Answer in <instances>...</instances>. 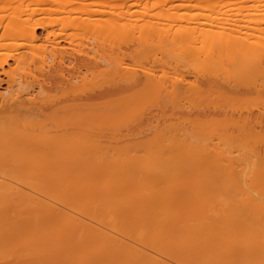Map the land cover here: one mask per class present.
<instances>
[{"label": "bare ground", "instance_id": "bare-ground-1", "mask_svg": "<svg viewBox=\"0 0 264 264\" xmlns=\"http://www.w3.org/2000/svg\"><path fill=\"white\" fill-rule=\"evenodd\" d=\"M116 1L60 0L70 14L56 28L32 12L0 16V45L17 48H0V264H264V36L220 34L218 17L172 29L178 18H164V30ZM73 38L83 47L60 45ZM121 126L159 149L145 168L128 146L94 150L122 141ZM185 164L203 176L174 173ZM213 166L237 172V200L213 184ZM178 178L192 191L159 192ZM163 197L170 206L152 209Z\"/></svg>", "mask_w": 264, "mask_h": 264}, {"label": "rangeland", "instance_id": "rangeland-1", "mask_svg": "<svg viewBox=\"0 0 264 264\" xmlns=\"http://www.w3.org/2000/svg\"><path fill=\"white\" fill-rule=\"evenodd\" d=\"M65 1H67V0H62V2H64V3H66ZM73 1H75V0H73ZM81 1H83V0H81ZM115 1V0H114ZM149 2L148 4L146 3V2ZM154 1H160V0H125V2L123 3L124 5L122 6L123 8V10L125 9V10H129L128 12H126L127 14H126V17L128 16L130 19L133 17L134 19L135 18H137L138 17V19L137 20H139V18H143V19H147V18H149V20L151 21V20H153L154 19V21L153 22H155V21H157L158 22V24L160 23V22H162V24H163V21H165L166 22V24L167 25H169L170 23V21H171V19H177V21H171V24H170V26L173 24V23H175L174 25H172L171 27L170 26H168V28L170 27V29H172L173 27H175V25L176 26H179L178 24H181V22H182V20H183V18H189V19H191V20H199L200 21V23L197 25V27H204V25H203V23H205V22H207L206 20H208L209 18L208 17H213V19H214V17H218V19H219V21H218V23H214V21H209V20H211V18L208 20V22H210V28H211V23L213 24L212 26V29L215 27V30L218 32V31H220L219 33L220 34H224V33H227V32H230L229 31V29H230V27H232V28H235V29H239V30H242V31H247V32H250V34L252 35V34H256V35H254L253 36V38H255V36H257L258 34L260 35V36H264V22H262L261 24H259V25H252L253 23L252 22H249L248 21V23H247V20H242V21H237L238 23L237 24H235V25H233L232 23L230 24L229 22H230V20L232 19V17H234V18H237V20H240L242 17H243V19H244V17L246 18L247 17V19H248V17H250V19H253V18H256V17H261V18H264V0H249V2H247V0H204V1H202V0H200V1H198V0H161L160 2L161 3H156L155 2V4H157V5H155L154 4ZM246 1V2H245ZM117 2H120V0H118V1H116V2H114V4L116 5V4H118ZM127 2V3H126ZM136 2V3H135ZM195 3H197V5H188V4H195ZM210 3H221L222 4V9L219 11V10H214V9H211V8H209V7H207V4H210ZM60 0H0V16H12V15H14L15 14V12H19V13H21V14H25L26 15V13H30V12H32V19H40V20H46V21H50V20H52L51 22H52V28H56L57 26H58V21L57 20H59L60 18H61V16L63 15V14H66V15H68V13H65V12H63V13H61L62 12V8L60 9V8H58V6L60 7ZM76 4L77 3H74V4H72V5H74V6H76ZM113 4V5H114ZM126 4V5H125ZM129 4V5H128ZM144 4V5H143ZM152 4V7H150V5ZM154 4V5H153ZM112 5V7L110 6V7H107V10L108 9H112L114 6ZM133 5V6H132ZM62 6V5H61ZM118 6V5H117ZM144 6V7H143ZM56 7V8H55ZM126 7V8H125ZM130 7V8H129ZM55 8V9H54ZM144 8H146V9H144ZM132 9V10H131ZM148 9V10H147ZM59 10V12H57ZM61 10V11H60ZM134 10V11H133ZM166 11H169L168 13H166ZM73 13V12H72ZM130 13H131V15H130ZM149 14V15H147V14ZM162 13V14H161ZM163 13H165V15H163ZM70 14V13H69ZM135 14V15H134ZM162 15V17H160V16ZM174 15V16H173ZM132 16V17H131ZM152 16V17H151ZM173 16V17H172ZM205 17H207V19L205 18ZM238 17H241V18H239L238 19ZM52 18V19H51ZM57 18V24L55 23V19ZM164 18H166V19H164ZM170 18V19H169ZM180 18H182V20H181V22H179V19ZM193 18V19H192ZM220 18H221V20H223V21H220ZM223 18V19H222ZM231 18V19H230ZM174 19V20H175ZM205 19V20H204ZM233 20V19H232ZM231 20V21H232ZM132 21L134 22V20L132 19ZM142 20H140V22H141ZM190 21V20H189ZM199 21H197V22H199ZM135 22H137V24L135 23ZM134 22V25L136 24L137 26H138V21H135ZM165 22H164V25H162L161 23L159 24V26H161V28L163 29L164 28V30L165 29H167V25H165ZM173 22V23H172ZM184 22V23H183ZM182 22V24L183 25H188L189 23H185V22H188V20H186V21H183ZM220 22V23H219ZM130 23H132V22H130ZM130 23H128V26H130V25H132V24H130ZM250 23H252V24H250ZM154 24H156V23H154ZM158 24H156V25H158ZM182 24H181V26H182ZM215 24H218V26H219V24H220V26L217 28L216 26H215ZM223 24V25H222ZM135 25V26H136ZM207 25H205V26H207ZM246 25H248V27H245ZM255 26V28H253L252 26ZM56 26V27H55ZM128 26H126V28L124 29V32L126 31V34L128 35L129 33L127 32V30H129L128 28ZM135 26H133V27H135ZM165 26H166V28H165ZM50 27H51V25H50ZM88 26H86L85 28H87ZM90 27V26H89ZM88 27V28H89ZM133 27H131L130 28V31L132 30V28ZM228 27H229V29H228ZM87 28V29H88ZM87 29H80L81 31V33L83 32V33H91V31H92V29L90 28V29H88V30H90V31H88L87 32ZM135 29V28H134ZM133 29V30H134ZM57 30V29H56ZM72 29H70V31L69 32H72V33H76V32H79L77 29H73L72 31H71ZM76 30V31H75ZM133 30H132V33H133ZM168 30V29H167ZM42 30H41V28H39L38 29V32H41ZM135 31H136V29L134 30V33H135ZM79 32V33H80ZM123 32V31H122ZM82 33V34H83ZM136 33H137V31H136ZM124 34V33H123ZM125 34V35H126ZM131 34V33H130ZM75 35H78V34H75ZM132 35V34H131ZM134 35V34H133ZM129 36V35H128ZM132 37V36H131ZM75 38V37H74ZM72 39V40H61L60 41V45H62L64 48H65V50L67 49L68 51L70 50L71 51V48H74V49H76V48H82L83 46L81 45V43H79L78 44V39L76 40V39ZM11 40V39H10ZM10 40L8 39H6V41L5 40H3V41H5V42H10ZM74 40V41H73ZM2 41V42H3ZM12 41V40H11ZM72 41V42H71ZM77 42V43H76ZM84 42V41H83ZM33 43V42H32ZM36 43L37 42H34L32 45H34V46H32V49L33 48H36ZM73 43V44H72ZM7 43H5V44H3V46H1L0 45V48H2V51H10V50H15V49H17V48H15V47H13L12 48V44H9L8 43V45H6ZM12 45V46H11ZM82 46V47H81ZM47 48H50L49 46H47ZM4 49V50H3ZM9 49V50H8ZM13 63V62H12ZM11 63V65H14V63L12 64ZM197 63L198 62H196V63H194V65L197 67ZM192 64H193V62H192ZM191 66H193V65H191ZM5 77V76H4ZM2 90H3V88H2ZM35 91H32V94L34 93ZM253 100V99H252ZM256 100V99H255ZM256 101H258V100H256ZM249 102V103H248ZM247 103L249 104V105H254V104H258V105H261V101H259L258 103H250V101H248ZM264 104V103H263ZM141 106L139 105V108H140ZM142 107H143V105H142ZM138 108V107H137ZM137 110V109H136ZM141 110V109H140ZM131 126H134V127H131ZM131 126H129L130 127V129H135V127H136V129H137V127H138V129L140 128V126H138V125H131ZM127 127L126 126H121V129L122 130H124L123 131V133H121L120 134V137H121V140L122 141H119V139H116L115 138V136H113V137H110V136H112L110 133V135L109 136H107V138L106 139H104V142L102 141V143L103 144H98V145H96V146H98V148H95V146H94V150L95 151H97V152H100L99 150H101V152H113L114 150H115V148H116V150L117 151H119V153L120 154H122V152H121V150L120 149H122L123 148V146H125V148L128 146V150H129V152L128 151H126L128 154H130V155H132V156H135L134 154H136V153H138L139 155V157L140 158H137V156H135L138 160H137V165H136V167L137 168H140L141 167V169H143V168H145L146 167V163H147V161L146 160H148V157H150V158H152V157H154L157 153H158V151H159V149L157 148V146L155 147L154 146V148L152 149L151 148V150L149 149L150 147H146L145 146V142L142 140V138L144 139V138H146L147 137V135H149V133H147V132H144L145 133V135H143L142 136V134H144V133H140V135L138 134V136H137V130H136V133H134V130H133V133L131 134V132H130V130H127L126 129ZM141 128H143L142 126H141ZM121 130V131H122ZM127 130V131H126ZM125 131H126V133H125ZM129 131V132H128ZM108 134V133H107ZM135 134H136V136H135ZM128 135V136H127ZM110 137V139H111V141L108 139ZM129 137V138H128ZM114 138V139H113ZM136 139V140H135ZM105 140H107V141H105ZM114 140V141H113ZM134 140H135V142H137L138 141V143H135L134 142ZM126 141H128V142H126ZM143 141V142H142ZM107 144H109V145H107ZM134 145V146H133ZM136 146V147H135ZM102 147V148H101ZM140 147V148H139ZM109 148V149H108ZM99 149V150H98ZM112 149V150H111ZM127 149V148H126ZM148 149V150H147ZM158 149V150H157ZM102 150H104V151H102ZM115 150V151H116ZM149 155H152V156H149ZM158 155V154H157ZM147 156V157H146ZM135 157H133V158H135ZM144 158H145V160H144ZM147 158V159H146ZM140 159L142 160V161H140ZM143 165V166H142ZM143 167V168H142ZM184 167H187V168H182L181 167V169H175L174 168V173H176L178 170H180L179 172H177L178 174H180L182 177H191V178H193V179H196V177H199V175H201V176H203L202 174H200V173H198L197 172V170H195L196 168H194V173L192 172V170L190 171L189 170V168L188 167H193V165H191L190 164V166H187V164H185V166ZM201 167V166H200ZM218 167V166H217ZM217 167H212L211 169H212V174L214 175V176H217V178L218 179H214L213 181H215V183L213 182V184L215 185V186H220L219 187V189H223L222 191L224 192V190H227V189H229V190H227L226 192H231L232 193V195L230 196V194L231 193H229V197H230V200L231 201H235V199H236V197H235V195H237V199L240 197V196H238V195H240V193H241V190H242V186H241V188H240V186L239 185H237V184H240V181L237 179V177H238V174H237V172L236 171H234L233 172V170H227V171H229V172H227V173H218V171H217ZM137 168H135V169H137ZM215 169H216V171H217V173H215ZM185 171H187L186 172V174H185ZM190 171V172H189ZM184 173V174H183ZM187 173H189V174H191L190 176H189V174H187ZM97 173H95V175H96ZM99 174V176L98 177H100V175H102V173H98ZM193 174H194V176H193ZM211 174V173H210ZM212 174H211V176H212ZM218 174V175H217ZM177 174H175V176H176ZM180 175H178L179 176V178H182V177H180ZM220 175V176H219ZM214 176H212V177H214ZM219 176V177H218ZM236 176V177H235ZM19 177V176H18ZM195 177V178H194ZM20 178V177H19ZM43 178V177H42ZM178 178V180L180 181V183H179V181L177 182V181H173V182H171V183H169V184H166L167 186L165 187V186H163V187H161V188H159L160 189V191L159 192H165V190L167 191V192H169V191H171L172 189L173 190H177V189H180L181 191H183V192H186V190L188 191V190H190L192 187H191V185H190V182L189 183H187V181L188 180H184L186 183H183V181L181 180V179H179ZM221 178V179H220ZM235 178V179H234ZM21 179V178H20ZM25 179V178H24ZM28 179H30V178H28ZM39 179H41V177L39 178ZM183 179V178H182ZM220 179V180H219ZM237 179V180H236ZM26 180V179H25ZM218 180V181H217ZM30 181V180H29ZM34 181H37V179L35 178V180ZM41 181V180H40ZM40 181H38V182H40ZM42 181H43V179H42ZM41 181V182H42ZM236 181V182H235ZM45 182V181H44ZM238 182V183H237ZM43 183V182H42ZM175 183H177V185H179V187L175 184ZM217 183V184H216ZM237 183V184H236ZM182 184V185H181ZM185 184V185H184ZM187 184H189V186L187 185ZM225 184V185H224ZM170 187H169V186ZM223 185V186H222ZM239 186L238 188H239V194L237 193L238 192V188L236 187V186ZM241 185V184H240ZM182 186L183 187H185L186 188V190H183V188H182ZM42 187V186H41ZM165 187V188H164ZM176 187H178V188H176ZM189 187H191V188H189ZM224 187H225V189H224ZM227 187V188H226ZM233 187H234V190H233ZM22 188L23 189H25V186H22ZM30 190H29V189ZM32 188V187H31ZM30 188V186H27V188L25 189V190H27L28 192H30L31 191V193H32V189ZM176 188V189H175ZM184 188V189H185ZM217 188V187H216ZM161 189H165V190H162L161 191ZM102 191L101 189H97V191ZM180 190H178V191H180ZM190 191H192V189L190 190ZM190 191H188V192H190ZM233 191V192H232ZM237 191V192H236ZM243 191V190H242ZM81 192V191H80ZM84 193V194H83ZM97 193H100V195H101V192H97ZM103 193V192H102ZM233 193H237V194H233ZM82 194L84 195V196H87V194L88 193H86V191L84 192H82L81 194H80V196L82 197ZM86 194V195H85ZM77 195H79V194H77ZM228 195V194H227ZM72 196V195H71ZM80 196H76L75 195V197H74V195L72 196V198H74L73 199V203H74V205L76 206V207H78V208H85V206H87V204L88 203H86V205L84 206V202L82 201L83 199L80 197ZM83 196V197H84ZM234 196V197H233ZM80 197V198H79ZM86 197H84V199H85ZM90 198V195L88 194V196H87V200ZM101 198V197H100ZM167 197H163L162 199H165V200H167L166 199ZM70 199V198H69ZM236 199V200H237ZM86 200V201H87ZM89 201V200H88ZM163 201V200H162ZM169 201V199L167 200V201H165V205H163L164 203L162 202V204H159V206H158V203H153L152 205H151V208L152 209H157L158 207L159 208H161V207H163L164 208V206H170V203L168 202ZM92 202V201H91ZM90 203V202H89ZM167 203V204H166ZM91 204V203H90ZM150 205V204H149ZM154 208H153V207ZM161 206V207H160ZM168 206V207H169ZM212 206V209H213V206L214 205H211ZM139 207H141V206H139ZM143 207H144V205H143ZM145 207H150V206H148V205H146ZM208 207V206H207ZM215 207H217V206H215ZM208 208H211L210 206L208 207ZM205 211H207V210H205ZM204 210L202 211V210H200V211H197L199 214H197V212H192V213H196L197 215H196V217L198 218V216H200L201 218L200 219H206L205 217L203 218V216L202 215H204L205 214V216H206V214L208 215L209 213H214V214H216L215 212H211V209H210V211H207V212H205ZM204 212V213H203ZM200 213H202L201 215H200ZM211 214V215H212ZM195 215V214H194ZM191 216V215H190ZM192 217H193V215H192ZM207 217V216H206ZM210 217H214V215L213 216H210ZM196 220V218H193V220ZM199 218H198V220H200ZM194 220V223L196 224V223H201L203 220H200L201 222H199L198 220H196L195 221ZM203 223V222H202ZM135 228V227H134ZM128 230V229H127ZM130 230V229H129ZM134 230V229H133ZM135 230H136V228H135ZM137 230H138V228H137ZM130 232V231H129Z\"/></svg>", "mask_w": 264, "mask_h": 264}]
</instances>
